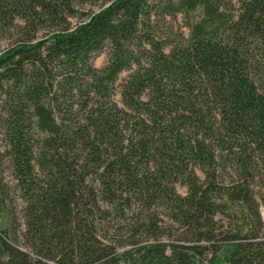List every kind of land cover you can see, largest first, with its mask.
I'll use <instances>...</instances> for the list:
<instances>
[{
	"label": "trees",
	"instance_id": "16d2710c",
	"mask_svg": "<svg viewBox=\"0 0 264 264\" xmlns=\"http://www.w3.org/2000/svg\"><path fill=\"white\" fill-rule=\"evenodd\" d=\"M72 2L0 0V164L22 202L0 180V264H264V0H104L70 26ZM176 14L186 38L154 25ZM125 209L134 239L113 244Z\"/></svg>",
	"mask_w": 264,
	"mask_h": 264
},
{
	"label": "rangeland",
	"instance_id": "374dc122",
	"mask_svg": "<svg viewBox=\"0 0 264 264\" xmlns=\"http://www.w3.org/2000/svg\"><path fill=\"white\" fill-rule=\"evenodd\" d=\"M72 6L74 7L75 13L72 15H68L67 19L69 21L70 26H73L75 23H77L79 20H82L88 15L91 11H97L101 6L104 4V0H72ZM233 7H237L238 2L237 0H232ZM197 16L199 15V12H196ZM189 24L190 20L183 17L181 14H176L175 16H167L165 20L158 19L154 25L156 28H158L159 33L163 32L164 30H168V32H171L173 34V37L182 36L183 38L188 37L189 35ZM171 29V30H170ZM48 30L46 28H41V30L38 32L37 37L45 36ZM9 39H4L0 41V52L3 51L5 48H7L10 44ZM110 44L107 42L102 49L101 52L93 55L90 59V63L96 67L99 68L103 66L107 62L108 52H109ZM130 71H123L118 75V79L113 85V99L116 101L118 106L122 107L123 104L121 102V95H120V83L123 81V79L126 78ZM1 103L0 100V109H1ZM1 152V148H0ZM197 172L200 175V178L203 179V174L197 169ZM0 180L2 183H4L5 189L7 193L15 199L14 203L21 204L22 202L17 197L18 192L16 190L15 181L10 175L9 169L6 167V163L3 165L0 164ZM251 187H253L255 192V197L257 200V203H260V215L261 220L264 224V199L262 198L263 195V189H262V180L260 177L255 176L253 180L250 181ZM175 188L178 193L181 195H184L186 193V186L176 184ZM121 203H138L136 200L131 199L130 202H127L126 200H123ZM162 203V202H157ZM139 212V211H138ZM137 212V213H138ZM135 213V214H137ZM158 219L163 218V220L157 219V226L158 232H161L160 238H162L165 241L169 240V233L173 230L169 226V222L166 218V210L163 208L158 209ZM132 211L125 209V212L123 216H117L114 213H111L109 218L103 223L102 228L106 229V240L110 241L113 244L120 243L121 241H124L123 243L125 245H128V242L133 237L130 236V227L129 224L133 222L134 215ZM237 215H231V222L233 223H241L242 217H239ZM226 217V216H224ZM227 218V217H226ZM23 228V225H22ZM135 239H138V237H135ZM119 247V246H117ZM229 251V248L225 249V252L227 253ZM222 254L219 255L217 259L218 264H225V262L222 259Z\"/></svg>",
	"mask_w": 264,
	"mask_h": 264
}]
</instances>
